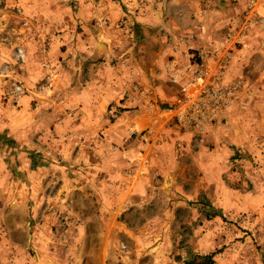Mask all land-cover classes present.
<instances>
[{"label": "rangeland", "instance_id": "374dc122", "mask_svg": "<svg viewBox=\"0 0 264 264\" xmlns=\"http://www.w3.org/2000/svg\"><path fill=\"white\" fill-rule=\"evenodd\" d=\"M206 101L225 191L130 192L156 134L133 115ZM211 253L264 264V0H0V264Z\"/></svg>", "mask_w": 264, "mask_h": 264}, {"label": "crops", "instance_id": "0c3cea01", "mask_svg": "<svg viewBox=\"0 0 264 264\" xmlns=\"http://www.w3.org/2000/svg\"><path fill=\"white\" fill-rule=\"evenodd\" d=\"M176 88L179 94L180 88ZM183 107H177L182 109L179 112L182 113L180 121H177V115L168 114L175 112L173 109L153 114L148 111L149 106L145 107V105L143 109L140 107L142 110L139 113L133 115L132 122L130 121L132 126L139 128L152 126L156 134L154 132L155 139H152L155 145L148 144L151 151H146L145 158L139 161L140 164L135 168L147 175L139 176L135 186L129 191L144 194L147 188L156 187L155 177L159 175L157 177H159L160 188H163L164 192L172 193L178 205L189 207L193 201L200 202L202 195L216 196L217 190L225 191L223 170L225 167L228 168V165L225 164L224 167L222 162L227 160L226 156L231 154V150L228 146L220 147L219 144L217 146L215 144L212 147L208 144L209 136L207 135H210L215 127L210 124L205 127H202V124L196 127L189 126L186 118H183L185 110ZM201 132L208 138L199 139ZM161 138L163 141L158 144ZM126 231L129 235L133 234L130 229ZM134 237H136L135 234Z\"/></svg>", "mask_w": 264, "mask_h": 264}, {"label": "built area", "instance_id": "2783aa9c", "mask_svg": "<svg viewBox=\"0 0 264 264\" xmlns=\"http://www.w3.org/2000/svg\"><path fill=\"white\" fill-rule=\"evenodd\" d=\"M215 105V102L206 101L202 103V107L200 108L201 111H195L200 106L199 103L196 102L192 106V112L187 111L183 118H186V122L189 126H193L192 124H202V127H205L214 115L212 109H214Z\"/></svg>", "mask_w": 264, "mask_h": 264}, {"label": "trees", "instance_id": "16d2710c", "mask_svg": "<svg viewBox=\"0 0 264 264\" xmlns=\"http://www.w3.org/2000/svg\"><path fill=\"white\" fill-rule=\"evenodd\" d=\"M216 253L209 255L193 256L186 262V264H216Z\"/></svg>", "mask_w": 264, "mask_h": 264}]
</instances>
